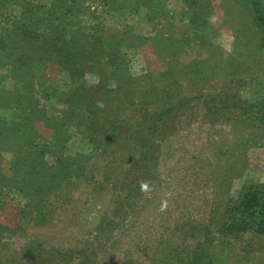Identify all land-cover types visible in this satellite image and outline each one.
I'll return each instance as SVG.
<instances>
[{
	"label": "rangeland",
	"instance_id": "rangeland-1",
	"mask_svg": "<svg viewBox=\"0 0 264 264\" xmlns=\"http://www.w3.org/2000/svg\"><path fill=\"white\" fill-rule=\"evenodd\" d=\"M66 3L69 17L59 7L58 22L71 21L72 26L59 31L63 42L47 49V66L39 77L31 81L14 74L11 60L0 65L7 91L2 96H11L25 82L34 84L29 111L40 132L34 144L45 150L37 158L21 144L0 140V222L12 229L3 241L16 256L8 257L9 262L33 263L41 246L40 254L65 258H55L60 264H264V233L255 224L243 229L241 217L230 210L244 183H264V124L250 111L264 102L259 23L264 0ZM52 7L53 0H0V36L13 38L24 57L42 55L38 46L53 32L54 23L44 31L41 20L51 19ZM54 29L59 30L57 24ZM20 35L29 39L19 40ZM77 50L81 58L75 59L76 69L83 75L75 89L60 60ZM100 82L108 86L107 96L98 99L101 113L133 121L168 107L175 96L167 89L176 88L175 83L180 87L182 100L165 115L172 122L162 130H170L157 133L162 135L157 138L155 175L142 181L129 209L121 203L135 188L133 163L140 152L134 138L112 137L103 148L90 138L99 134L106 141L101 134L110 127H94L90 135L81 127L66 136L62 123L58 131L45 125L52 118L65 119L63 110L74 92L70 87L84 93ZM224 87L230 93H223ZM232 93L249 101V111L223 109ZM12 102L0 106V118L9 122L24 115ZM61 152L72 165L60 162L61 179L51 182L49 166ZM17 159L27 165L44 162L47 178L32 175L30 169L22 173ZM63 171L69 174L66 178ZM75 173L79 178L70 176ZM237 217L238 230L227 228ZM201 245L212 248L216 258L200 251ZM196 250L202 252L199 262Z\"/></svg>",
	"mask_w": 264,
	"mask_h": 264
},
{
	"label": "trees",
	"instance_id": "trees-1",
	"mask_svg": "<svg viewBox=\"0 0 264 264\" xmlns=\"http://www.w3.org/2000/svg\"><path fill=\"white\" fill-rule=\"evenodd\" d=\"M15 1V0H14ZM73 0H53V5L55 7H52L48 10V16H51V19H42L41 21L46 22L44 25V31H50L49 22H53L54 24H57L59 27V30L54 29V24L50 28L53 30V32L43 37L42 44H40L38 47L42 48L41 54L38 57H32L31 54L24 57V53L20 51H24V49L20 46H17L14 42L13 38H8V36L3 35L0 36V65L7 64V60H11L12 63H16V66L13 69L14 74L20 75V77H29L32 81V77H39L41 71V68L46 67V60L49 58L46 56L47 49H52L54 45L57 43L63 42L61 34H59V31L61 29L68 30L71 28L72 22L64 23L58 22V19H60V11L59 7L61 8L62 13L69 17L68 12L71 11L69 3ZM137 9V7H135ZM29 14H32L31 11H29ZM28 21H31V15L29 17H26V19H29ZM259 23H260V29L261 33L263 35L264 39V15H260L259 17ZM5 32L7 30H4ZM24 34H28V30L25 29ZM27 40L29 38H23L22 35L19 36V40ZM66 41V40H65ZM73 41V40H72ZM30 49L28 48V51ZM77 54H73L72 52H69V55H64V60L61 59L60 63L64 65V69L69 71L72 75L71 82L74 84L75 89L80 88V84L78 83L77 77L82 76L83 73L80 75V72L82 71L81 68L78 71L77 68V61L75 59H80V53L79 50L76 52ZM72 61V64H69V61ZM122 68H117V70H120ZM84 72V71H83ZM173 74L170 75V77ZM78 86V87H76ZM173 86V85H171ZM175 86H179L175 83ZM169 87V86H167ZM172 88L169 87L167 89V93L170 96H175V98H170L169 106L165 107L164 109H160L155 113L146 112L144 113L141 118H138L137 120L133 121L128 116H118V117H110L106 114H102L101 108L98 106V99L106 97L108 94L107 91V84H104L103 82H100L98 85L92 86L88 90H86L84 93H81L79 91H76L75 89L70 87V90H74L72 94L70 95V99L67 100V107L64 108V118H52L50 117L48 119L51 120V124L45 123L46 126L49 128L56 129L57 131L60 130L59 125L62 123V131L64 134H67L66 136L71 135L73 130H76L78 128L83 127L82 130L85 129L87 133L90 135V130L94 127H99L102 129V127L107 126L110 127V129H105V135L104 140L99 139V134H95L91 136V141H99V147L106 148L108 146V140L112 137L114 139H118L119 137H129L134 138L135 145L138 148L137 152H140L138 154V159L133 163L134 169H136L134 177V190H128L127 192V202L121 203V207L128 208L131 207V204H133V201L138 195L139 190L141 189V183L144 180V182L149 181L151 176H154V167H155V161L157 160V153L159 150L160 142L157 141V138L162 135V133L157 134L159 131L162 130V128L166 125H171L170 120H167L165 118L166 112L171 110L173 107L179 105L180 101L182 100V96L178 95L180 87L178 88ZM13 92L11 96L9 94L7 96H2L3 94H6V90L4 89V86L1 85V78H0V106L7 108L13 99H16V103L12 102V105H15L19 109L24 111V115L18 120V121H12L9 122L8 120H3V118H0V140L3 142V140L11 141L15 144H21L23 148H26L29 152L37 154V158H43V154L45 152L44 149H41L40 151L37 149L38 146L34 144V141L36 140V137L39 135V129L36 125V121L34 118L31 117V113L29 111L30 108V100L29 95L31 93L33 94L34 84L30 82L21 84V86H18ZM222 89V88H221ZM176 90H178L176 92ZM223 93L225 91L229 92L228 87L223 88ZM18 93L17 96H14L15 93ZM30 93V94H29ZM238 93H232L229 96H226L225 102L226 105L223 106V109H229L231 111L239 110L242 111L243 114H245L250 109V103L248 100L242 99L240 96L237 95ZM217 96V94H215ZM215 96V98H216ZM219 97V96H218ZM189 103V100L187 101ZM228 102V104H227ZM259 103V102H258ZM71 104V105H70ZM73 104V105H72ZM258 106H255V109H252L250 111L253 112V115L264 124V102L262 106L260 105V109H257ZM139 111H141V108H138ZM100 112V113H99ZM98 113V115H97ZM132 113H137L132 110ZM68 116V117H67ZM56 119V120H55ZM87 119V120H86ZM46 120V119H45ZM151 120L152 125L147 126L148 122ZM62 121V122H61ZM87 121V122H86ZM107 123V124H106ZM162 126V127H159ZM137 127L138 130H142L143 132H137L134 129ZM168 128H164L162 131H168L170 130ZM161 128V129H160ZM162 139V137H160ZM159 139V140H160ZM64 145V142L62 143V146ZM48 148V146H47ZM99 149V148H98ZM57 162L55 164H51L49 166V169L52 171V174L49 176V181L55 182L56 180L61 179L60 171L57 170L58 164L68 162L70 165H72L71 158L69 156H64V154L61 152L57 156ZM18 167H22V173H27V170L30 169L29 172L38 176H43V178L46 177L45 171H46V165L44 162H36L27 165L29 162L18 160ZM138 164V165H137ZM27 165V166H26ZM69 172V170H67ZM48 173V172H47ZM65 174V178L67 177V174L65 171H63ZM76 174V173H75ZM71 174L70 176L73 178H79V175ZM81 175V174H80ZM47 178V177H46ZM36 180H40L39 178H36ZM88 178H85V181H87ZM85 183V182H84ZM85 185V184H83ZM82 185V186H83ZM89 185V184H88ZM122 189V187L120 188ZM119 197L122 198V195ZM123 199V198H122ZM1 200V198H0ZM2 201V200H1ZM123 204V205H122ZM232 210L231 215L233 216H240L241 220L240 223L244 227L243 229H248L251 227V224L256 225V231L260 233H264V183L261 182H246L244 183L243 187L240 190L239 196L233 201L232 206L230 208ZM121 215H124V213H120ZM238 217L231 220V224L228 223L227 228L238 230L237 229V221ZM109 225H111V222H108ZM223 225V223H222ZM225 227V224L222 226ZM12 231V229H9V227L5 226L3 223L0 222V263L1 262H7L8 264H16L17 261L19 264V260H14L13 262H9L8 257L16 258L13 252H10V248L5 245L3 239L5 238L6 234L8 235V232ZM8 237V236H7ZM90 245L89 243H87ZM205 245V244H204ZM201 245L200 251L203 253H211L212 258H216V254L212 248H207ZM41 246H38L40 252L36 256V259L33 263H28L23 261L20 262V264H60L56 263L57 257H60L61 260H64L65 258H62L61 256L57 257H51L50 254L43 253ZM44 249V248H43ZM83 253H86L84 248L81 249ZM196 250L194 257L195 262H199L200 252ZM4 252H8V254H5ZM11 253V254H10ZM64 255V254H63ZM86 255V254H85ZM7 256V257H6ZM35 258V256L31 257ZM39 258H43V260H39ZM16 262V263H15ZM65 262H67L65 260ZM200 262L202 263V258L200 259ZM88 262L87 264H89ZM209 264V263H204Z\"/></svg>",
	"mask_w": 264,
	"mask_h": 264
}]
</instances>
